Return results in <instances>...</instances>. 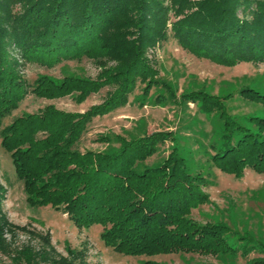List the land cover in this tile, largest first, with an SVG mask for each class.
<instances>
[{"label": "trees", "instance_id": "1", "mask_svg": "<svg viewBox=\"0 0 264 264\" xmlns=\"http://www.w3.org/2000/svg\"><path fill=\"white\" fill-rule=\"evenodd\" d=\"M170 36L221 64L264 61V0H0L1 145L10 153L30 205H50L77 227L100 224V238L117 252L246 254L255 246L246 238L241 246L231 242L235 231L228 224L190 216L192 208L208 200V179L191 169L172 130L133 138L117 134L119 146L110 150L77 147L94 116L125 105L138 83L143 94L160 83L167 95L158 94L159 101L196 102L222 120L219 142L208 145L214 166L236 177L245 168L264 172V92L243 88L245 97L262 105V112L245 121L228 112L226 96L202 89L178 96L156 78L145 54ZM84 56L100 66L95 78L39 74L29 82L21 72L28 61L53 65ZM104 85L110 89L103 99L83 111L48 103L2 125L28 93L51 98L74 92L82 101ZM97 139L110 138L100 134ZM168 139L173 144L167 156L146 164ZM4 192L0 182V202ZM14 228L0 210V249L14 250L13 258L25 264H71L50 248H13L4 233L12 235ZM43 239L47 244V234ZM254 261L264 264V259Z\"/></svg>", "mask_w": 264, "mask_h": 264}, {"label": "rangeland", "instance_id": "2", "mask_svg": "<svg viewBox=\"0 0 264 264\" xmlns=\"http://www.w3.org/2000/svg\"><path fill=\"white\" fill-rule=\"evenodd\" d=\"M145 54L157 71L156 78L167 83L178 96L199 89L226 96L224 103L228 112L241 121H245L247 115L262 112V105L245 97L242 90L252 86L264 92V61L221 64L196 55L171 36L148 47ZM99 70L94 59L86 56L64 59L53 65L28 61L21 66V72L29 82L39 74L56 79L67 75L95 78ZM142 86L137 84L125 105L94 116L87 123L77 147L80 150H110L119 146L117 134L133 138L154 130H172L180 153L188 158L191 169L200 170L208 179L204 188L208 200L192 208L190 216L203 223L223 221L235 231L230 236L231 242L241 246L246 238L250 240L248 244L255 247L246 254L240 250L233 254L174 251L132 255L117 252L100 238V224L77 227L66 213L50 205H30L26 201L23 181L16 176L10 153L0 142V182L5 187L0 210L15 226L12 235L6 231L4 236L13 248L25 244L34 250L45 247L52 249L51 253L68 258L71 264H257L254 260L264 259V172L245 168L242 175L236 177L221 171L208 159L209 143L220 140L222 120L219 116L201 111L196 102L179 98L178 101H159L158 94L167 95L160 83L152 85L147 94L142 93ZM109 89L110 86L104 85L82 101L75 99L74 92L51 98L28 93L12 113L3 118L2 125L14 116L37 111L48 103L64 110L83 111L100 102ZM100 134L110 139L98 140ZM172 144L170 139L160 143L145 163L151 165L161 161ZM46 234L47 244L43 239ZM14 254V250L0 249V264H25L23 260L13 258Z\"/></svg>", "mask_w": 264, "mask_h": 264}]
</instances>
